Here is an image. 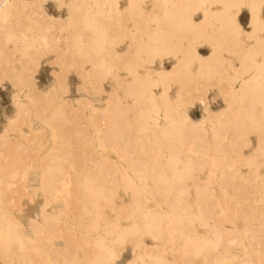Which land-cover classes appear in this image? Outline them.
<instances>
[{
  "label": "bare ground",
  "instance_id": "6f19581e",
  "mask_svg": "<svg viewBox=\"0 0 264 264\" xmlns=\"http://www.w3.org/2000/svg\"><path fill=\"white\" fill-rule=\"evenodd\" d=\"M45 1L0 0V83L9 81L15 107L0 135V152L7 150L9 130L22 135V124L31 128L35 118L48 121L54 136L64 140L37 164L45 201L39 219L30 220L29 226L34 233L53 230L52 219L68 215L63 206L60 213L52 210L54 204L65 201L87 223L66 221L74 236H66L63 251H57L36 242L39 236L28 235L19 219L9 214L6 205L15 198L12 189L6 190L19 177L24 158L18 157L24 145L15 141L18 156L10 144L11 160L0 161V251L8 258L5 262L2 258V264H115L127 242L134 256L124 264H264V172L260 171L264 165V18L260 15L264 0L248 2L253 24L248 37L253 42L243 53L242 32L234 20L243 0H153L148 11L143 8L145 0H127L128 9L137 11L134 30L121 24L126 19L120 0H73L67 4L68 18L60 23L49 19L41 4ZM53 3L59 7L63 0ZM215 4L221 6L213 8ZM197 10L203 15L199 23L192 19ZM129 37L132 42L125 54L115 50ZM204 37L214 41L207 56H201L195 45ZM41 54H52L48 64L55 79L47 90L38 87L33 76ZM231 54L240 56L239 66L233 67ZM170 58L173 63L165 68L164 60ZM23 62L28 63V72L23 71ZM144 64L148 67L141 72ZM114 68L127 71L122 91L132 105L121 106L118 91L110 92L106 106L96 114L99 128L94 126L96 115H86L97 132L93 138L101 152H115L111 161L104 155L95 157L88 131L65 124L70 118L83 119V107L94 111L95 106L87 97L76 106L69 100L64 103L61 92L72 73L94 78L101 89L107 75L118 78ZM210 86L218 90L212 98L223 101L217 110L209 106ZM194 100L206 113V123L188 117L186 105ZM128 112L135 116L124 124L121 120ZM252 132L258 145L243 160L240 148ZM72 139L92 156L82 159L68 149ZM90 161L93 164L84 167ZM241 164L248 166V176L238 169ZM233 165L237 171L228 172ZM207 166L213 179L203 183L199 175ZM58 184L65 188L66 200ZM119 190L131 194L129 203L122 201ZM193 190L201 196L195 205L189 200ZM5 193L12 194L9 198ZM157 197L163 202L151 208L148 203ZM226 222L236 230L222 227ZM200 227H206L208 235L199 232ZM145 238L153 244L146 245ZM81 241L89 244L83 259L76 253ZM197 259L202 261L196 263Z\"/></svg>",
  "mask_w": 264,
  "mask_h": 264
},
{
  "label": "rangeland",
  "instance_id": "374dc122",
  "mask_svg": "<svg viewBox=\"0 0 264 264\" xmlns=\"http://www.w3.org/2000/svg\"><path fill=\"white\" fill-rule=\"evenodd\" d=\"M55 1L56 0H46L43 3L41 2V4H42V6H44L46 8L47 13L49 15V19L51 21L55 20L57 23H60L61 21H64L65 19L68 18L67 4L73 0H63V4L60 5L59 7L57 6L56 3H53ZM243 2L244 3L240 6L239 10L237 11V14L234 16V20L237 24L240 25V29L242 32L241 38L243 39V43L241 42L242 44H241V46H239L242 48L241 53L245 52V49H247L250 46V44L253 42V38L248 37V35L251 33V31L253 29V24L250 21V16H251L250 14L251 13H250L249 4H248L249 0H243ZM119 5H120V8L124 14L125 19H126V20L122 21L123 23L121 22V24H124V26L126 28H129V30H134L135 29L134 19L136 18L137 11L128 9L127 0H120ZM220 6H221L220 4H215L213 6V8H219ZM143 8L145 11L152 9L153 8V0H145L143 3ZM233 10H236V9H233ZM260 15L264 18V2L262 3V6H261ZM202 16H203L202 12L197 10V12H194L192 19L199 23ZM50 17H52L54 19H52ZM149 24H150V26H151V24H152V26H154V27H152V29L156 28V26L153 25L154 23L151 22ZM131 38L132 37L125 38V43L120 45V46L115 47V50H117L118 52H120L122 54H125V52L129 48L128 45L131 44V42H132ZM142 38L146 39V36H143ZM201 41L202 42L195 44L196 49L201 56H207L212 51V44L214 43V41L209 40L205 37L202 38ZM236 48H238V47H236ZM238 50L240 51L239 48H238ZM130 53L134 54V50L132 49L130 51ZM35 54L37 55L38 52H36V53L34 52V55ZM41 55H43V54H41ZM34 57L37 60L39 58L38 56L37 57L34 56ZM51 58H52V54L41 56V58H39L40 59L39 60L40 63L38 64L39 67H37L38 69H37V71L34 72V75H33L36 78L38 87H40L44 90H47L48 87L51 86V84L53 83V81L55 79V76L52 75L51 71H50L52 65L48 64L50 62ZM230 61L233 65V67H237L240 64V56L239 55L236 56L234 54H231L230 55ZM172 63H173V59H171V58L165 59L163 66L165 68H168ZM22 64H23V66H25V68H23V71L27 70L26 72H28L29 71L28 70V63L26 62L24 64V62H23ZM139 64L141 66L143 63H139ZM29 65H30V63H29ZM85 66H86V71L89 70V68H90L89 64H86ZM147 67H148V65L144 64L142 68L141 67H139V68H140L141 72H144V70H145L144 68H147ZM155 67L158 68V63L155 65ZM19 68L21 69V64H20ZM195 68H196V64L193 65L192 70H195ZM114 71H116V73L119 75L118 78H115L113 73L111 75H107V77L101 82V89H98L97 81L94 78H91V77L85 78V77H82L80 75V73H72L67 80L66 88H64L63 91L61 92L64 103L67 102V100H69L71 104L76 106L78 103V100H80L83 97H87L88 100L91 102V105L95 106L94 111H90L88 109V107H86V106L83 107L84 113H82L83 114L82 116H84V117L81 116L83 119L80 118V120H78L79 125H78V121L76 120V118L68 119L65 124H67L68 127L73 126L74 128L76 127L75 125H77V127L82 128V130H84V132L88 131L89 136L92 137L91 140L93 141V145H92L93 148L91 150L94 149L93 151L96 152V153H94V155L96 154L95 157H101V155H104L107 158H109L111 161L114 160V158L116 157L115 152H112L110 150H107L103 153L101 152L102 149H101L98 141L95 138H93V136L97 132H94V127L89 126L86 115L89 112H90L91 116H92V114H94V115L98 114L99 115V113H101V109H103L106 106L107 95L110 92L118 91V94L120 96L119 99L121 101V104H120L121 106L132 105L133 100L131 98H128L125 95V93L122 91V87L124 84V81L122 80V78L126 77V75H127L126 69L114 68ZM229 73L231 75H233L234 74L233 69H230ZM238 85H239V81L238 80L234 81V86H238ZM214 87L213 86H212V88H211V86H210V88L208 87L209 93L207 92V97H208V102H209V106L211 107V109L217 110L223 106V101L220 97L212 98L213 93H218L217 88H214ZM174 91H175L174 88L170 90L171 97H173L175 95ZM10 98H11V94H10L9 81L6 80V81H3L2 83H0V135L4 134L3 130L7 124V120L9 117H12L14 115V112H15V107L12 104V101ZM185 109H186V113H187L188 117L191 120L206 123V117H205L206 113L204 111H202V107H201L199 101H197V100L192 101V103L186 105ZM98 115H96V117L93 118V119H96L94 126L97 128H99ZM134 116H135V113L128 112L123 116V118H126V119H122L121 121H123L124 124H127L128 119H132ZM33 121L31 124V128L29 126L26 127L23 124L20 126V128H21L20 131L22 132L23 137L21 134L18 133L19 130L17 131V133L15 130H9L6 134L7 150L2 149L0 152V161L1 162H7V161L11 160L10 159L11 156L9 154V152L11 153V151H9V148L10 147L12 148L14 144H16L17 142L22 143V145H24V146L19 148L20 150H25L27 148V150L25 152H22V151L20 152V150H19V153H18L19 156H18V154L15 153L16 151L18 152V150L14 151L15 146L13 147V151H14V152L12 151L13 153H15L18 157H21L23 155L24 158H23V156L21 157V158H23V160L25 159V156L27 159H26V161H23V160H22V162L20 161L21 164L19 162V164L21 165L20 167L22 169L19 168L18 167L19 164L16 163V165H18L17 167L19 169H21L19 171L20 174L18 173L19 177L17 176L19 179L16 178L17 180H15V178H14V180H15V181H13L14 183L12 182L11 184H9V186L7 187V190H6V192H8L9 189L13 190V191H9V192L14 193L11 196V198L14 196L13 198H15L14 201L16 203L14 202L15 204L14 203L12 204V202H9V203H7L6 206H7L8 210L10 208L9 214H14V217H16V219H19L18 221L24 227V230L27 232L28 235L34 236L35 238L37 236H39V238L37 237L35 239L36 242L37 241L38 242H44L46 244H50L49 246L51 249L53 248L57 251H63V248L65 246V237L66 236L68 237L71 234V232H73V230L71 231L70 229H68L66 227L65 222L68 221L71 223L72 222L76 223L82 219L81 220L82 223L85 224V223H87V221L85 218L83 219V218H80L79 216H77L79 214L74 213L73 209L69 210L72 208V206H70L71 204H69L67 201H65L64 205H63V202L60 204L59 203L54 204V207L52 210L57 209V213H58L64 207V208H67V214L68 215H67V217L61 216L56 220L52 219L51 226H52L53 230H49V232H43V233L41 231H36L34 233V231L29 226L30 220L39 219L38 216L40 214L41 207L43 206L44 201H45V198H44L45 196L42 193H40V191H39L40 176L38 174L40 173V169H38V172H37L36 168H38L39 162H41V160L43 158H46V156H48L50 154L53 146H56L57 143L64 140V137H62V136H57V137L54 136V131L51 130V128L49 127L50 123L48 121H44V123H43V121L39 120V118H35V119H33ZM85 127L87 129H85ZM69 128H72V127H69ZM33 133L35 135L38 134V136H36L37 137L36 139L33 138L35 136ZM18 134L21 135L20 138H19ZM31 134H33V135H31ZM89 136H88V139H89ZM31 137L34 140H31ZM8 140H10V141H8ZM75 140L73 141V139H72L70 141V145L68 146V149H71L74 152L76 151L77 153H79L80 156L82 157V159H86L87 157H91L92 155H90V154L88 155L85 153V152H88L89 150L87 148H85L83 145L79 146L75 142ZM246 140H247V142L244 143L243 146H241V148H240V152H241V156H242L243 160L249 159L250 155L253 152H255V149L257 148V145H258V137H257V134L255 132L248 133ZM15 141H16V143H15ZM10 144H11V146H10ZM22 148H25V149H22ZM184 148L187 149L186 147H184ZM185 149L183 152H187V150L185 151ZM16 155H14V156L16 157ZM34 164L36 166L35 168L33 167ZM92 164H93L92 161H90L89 163L86 162L84 164V167L85 166L86 167L91 166ZM24 165H26V166H24ZM31 168H32V170H31ZM238 169L241 171V173L244 176H248L250 174V170H249L248 166H246V165L241 164V166H239ZM236 171H237L236 165H233L230 168H228V172L233 173ZM260 171L264 172V165L261 166ZM23 172H25V173H23ZM22 175H24V176L22 177ZM199 176H200L203 183H206L207 181L213 179V176H212L208 166L205 167L204 170H202V172H200ZM234 181H235V179H234ZM58 186L60 187L59 189L62 191V193H60L62 196L61 198L65 197L63 199L66 200L68 198V195H67L65 188L61 189V186L59 184H58ZM151 186H152V188H155V186L153 185L152 182H151ZM35 187L37 188L38 191L36 190ZM32 188H33V190H32ZM14 190H15V192H16V190H19V191L17 193H15ZM34 190H35V192H34ZM214 190H215V192H217V194H219V188L218 187H215ZM11 194L7 193L6 196L9 197L8 195H11ZM119 195L121 196L122 201L124 203H129L131 201V194L130 193L125 194L122 190H119ZM162 199L163 198H161V197H157V200L149 202L148 205L151 208H154L155 205H158L161 202H163ZM189 200L193 205H195L201 201V196L193 190L191 195L189 196ZM67 203L69 206L67 205ZM256 204L259 205V201L256 202ZM65 205H66V207H65ZM8 206H9V208H8ZM52 210H51V208H48V211L49 212L51 211L50 213L52 216L56 215V212L52 211ZM68 210L71 212H68ZM216 215H218L217 210L215 211V216ZM71 223H68V224H71ZM123 224L128 225V220H124ZM222 227L229 229L231 231L236 230V227L231 222L223 223ZM198 230H199V232H204L206 235H208V230L206 227H200V228H198ZM101 233L104 234V232H102V230H101ZM42 235H44V236L47 235V237H48V235H50V236L48 238H45ZM71 236H74V235L71 234ZM40 237H43V240ZM85 237H87V236H85ZM238 237L241 238L240 233L238 234ZM40 240H42V241H40ZM160 242L156 241V243H160ZM80 243H81V246L84 245V247L80 246V248L77 250L76 253L80 258L83 259L85 253H87V251H88V250H86V252H85V249H87V247H89V244H86L84 241H81ZM144 243H146V245H152L153 240H151L149 238H145ZM0 255H1L0 264H2V262H3L2 258H3L4 262L6 260H8V258L4 257V255L2 254L1 251H0ZM133 256H134V252L132 251V244L130 242H127L123 246L122 250L120 251L119 258L116 259L115 264H124L127 261H129L130 259H132ZM167 256L172 259L170 253H168ZM262 258H263V255H260V260H262ZM201 261H202L201 259H197L196 263H200ZM262 261H264V260H262ZM53 262L55 263V261H53ZM56 263L60 264L58 262H56Z\"/></svg>",
  "mask_w": 264,
  "mask_h": 264
}]
</instances>
